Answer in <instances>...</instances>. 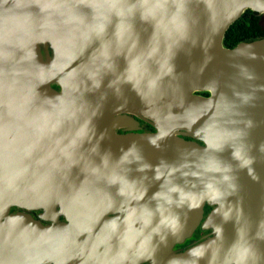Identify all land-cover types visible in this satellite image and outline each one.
Instances as JSON below:
<instances>
[{"label": "water", "instance_id": "water-1", "mask_svg": "<svg viewBox=\"0 0 264 264\" xmlns=\"http://www.w3.org/2000/svg\"><path fill=\"white\" fill-rule=\"evenodd\" d=\"M0 3V149L11 164L40 153L45 186L52 157L59 197L69 184L111 202L116 188L121 205L140 190L147 218L110 236L120 264H264V243L251 259L240 248L241 232L264 234V38L224 45L246 11L264 15V0ZM129 114L158 132L117 136ZM206 204L216 208L203 222ZM200 224L218 236L176 253Z\"/></svg>", "mask_w": 264, "mask_h": 264}, {"label": "flooded vegetation", "instance_id": "flooded-vegetation-1", "mask_svg": "<svg viewBox=\"0 0 264 264\" xmlns=\"http://www.w3.org/2000/svg\"><path fill=\"white\" fill-rule=\"evenodd\" d=\"M40 47L43 63H46L45 46L40 44ZM48 49L53 55L51 45ZM53 87L60 90L57 84ZM203 95L210 96V93ZM129 116L133 123L129 127L118 128L117 136L140 137L158 132L154 121L135 114ZM179 131L182 134H176L178 138L204 145L202 141L188 136V131ZM127 152H133V145ZM39 154L18 151L16 155L22 158L13 165L8 159V152L0 149V264H120L119 256L113 254L118 252V248L110 236L115 234L114 230H121L120 223L124 220L147 218L149 209L145 208L148 204L141 202L142 192L122 194L120 197L126 199H121L124 203L119 205L116 188L110 191L111 202H108L107 191L99 195L89 190L72 192L69 184H62L63 196L59 197L54 191L55 182L51 174L53 158L48 157L46 168L50 170L44 186L40 180L43 176L39 177V170L43 167L38 159L43 155ZM8 171L15 172V183ZM97 188L111 190L104 182L97 184ZM215 208L206 204L203 222ZM88 221L92 224L88 225ZM121 233L126 235L125 227ZM240 235L243 237L240 248L249 252L247 259L256 257V251L264 243V238L259 236L264 234L244 231ZM217 236L213 227L205 228L200 224L184 244L174 247V251H187ZM139 264L151 262L148 260Z\"/></svg>", "mask_w": 264, "mask_h": 264}, {"label": "trees", "instance_id": "trees-1", "mask_svg": "<svg viewBox=\"0 0 264 264\" xmlns=\"http://www.w3.org/2000/svg\"><path fill=\"white\" fill-rule=\"evenodd\" d=\"M264 15L252 10L244 13L242 18L233 24L227 31L224 45L234 48L241 42H252L264 38Z\"/></svg>", "mask_w": 264, "mask_h": 264}, {"label": "rangeland", "instance_id": "rangeland-1", "mask_svg": "<svg viewBox=\"0 0 264 264\" xmlns=\"http://www.w3.org/2000/svg\"><path fill=\"white\" fill-rule=\"evenodd\" d=\"M262 24L264 25V22H262Z\"/></svg>", "mask_w": 264, "mask_h": 264}]
</instances>
